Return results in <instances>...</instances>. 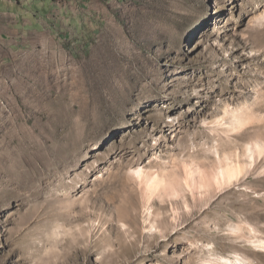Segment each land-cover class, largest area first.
<instances>
[{"label": "rangeland", "instance_id": "rangeland-1", "mask_svg": "<svg viewBox=\"0 0 264 264\" xmlns=\"http://www.w3.org/2000/svg\"><path fill=\"white\" fill-rule=\"evenodd\" d=\"M258 140L264 0H0V264H264V158L152 223L134 175Z\"/></svg>", "mask_w": 264, "mask_h": 264}, {"label": "bare ground", "instance_id": "bare-ground-1", "mask_svg": "<svg viewBox=\"0 0 264 264\" xmlns=\"http://www.w3.org/2000/svg\"><path fill=\"white\" fill-rule=\"evenodd\" d=\"M262 106H260V108H262ZM224 114L225 116H228V119L230 120V123L233 126L232 128L235 131L244 129L250 123H252V121L257 119V116L253 112H250L247 108L246 109L232 108V111H228V109H225ZM228 129L230 130V127ZM218 130H219L218 127L214 128V131L217 132ZM203 138H204L203 135L197 136L196 140L199 139L200 140L199 143H203L201 141ZM215 148H216L215 150H216L217 160L219 161V166L216 173L205 170L196 162H194L193 166H191V164L187 161L183 162L182 169H178L177 166H167L162 168L161 172L147 171L145 170V168H139L134 171L136 184L137 186H139V189L145 194V204L148 208L149 222L152 223L153 220L155 221L156 217H154L155 213L153 211V202L156 197L160 196V194L163 193V194H167V195L170 194L172 196H175V198L172 199V203H179L180 195L182 192L185 191V186L190 191V194L192 193L194 196H196V192H198L199 190L202 194L203 192L207 193L209 191L208 188L213 182V179L218 183H220L221 186L236 184L243 179L248 167V162L243 161L242 157L247 156L248 159L250 160L249 164L251 166L253 165L255 166V164L260 159L264 158V141L262 140H258L253 145L248 146L247 150L244 151V154H241L239 152L236 153L229 151L228 153H225L223 156H221L219 154L218 148L216 146ZM182 176H183V180L181 179ZM188 193L185 194H187V196L189 197ZM175 214L178 215L179 211L176 210ZM85 217L86 214L82 213L81 216L76 218L82 219ZM94 225L96 228L100 227L98 221H95ZM151 227H154L153 224H151ZM253 242L257 248L264 250V239H258ZM238 256H236L235 260L228 257H221L218 259H211L209 261L202 263L203 264H207V263L208 264H255L253 260H249L247 257L240 258V256L239 257Z\"/></svg>", "mask_w": 264, "mask_h": 264}]
</instances>
